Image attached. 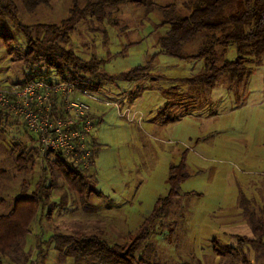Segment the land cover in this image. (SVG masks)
<instances>
[{
  "label": "rangeland",
  "instance_id": "374dc122",
  "mask_svg": "<svg viewBox=\"0 0 264 264\" xmlns=\"http://www.w3.org/2000/svg\"><path fill=\"white\" fill-rule=\"evenodd\" d=\"M194 2L146 0L144 8L124 1L106 6L105 19L89 15L65 40L56 39L80 60L104 63L96 70L102 80L92 75L102 82L91 90L96 100L81 96L91 105L93 137L98 142L88 164L82 165L89 183L83 186V195L49 167L40 144L5 101L7 93L2 94L13 84L60 82L61 77L40 60L26 62L21 29L8 19L0 21V215L14 207L16 198L32 195L43 185L51 193L40 203L16 264L26 258L34 264H91L65 257L55 244L45 242L55 234H85L129 245L145 224L147 237L135 254L163 264H223L215 245L220 251L226 245L240 249L239 239H256L251 220L264 209V55L254 57L249 76L241 81L223 76L211 89L191 81L205 73L203 61L159 53L157 41L166 27L163 14L152 3L173 5L176 14L186 15L187 5ZM88 3L94 0L78 1L81 9ZM73 7L72 0H50L30 12L18 4L17 17L32 27H63ZM38 28L32 31L34 38L54 39V34ZM207 35L196 36L183 53L200 52L204 42H212ZM217 50L218 65L223 57H236L234 47L226 54L221 47ZM155 53L159 54L154 59ZM134 69L139 81L115 80ZM167 103L171 109L164 108ZM51 112L57 115L54 108ZM158 116L174 121L163 123ZM31 150L41 154L35 156L32 170L23 168L22 159L16 162L20 151ZM182 165L188 177L179 183V195L166 213L160 210L164 203L158 202L171 189L172 167ZM90 185L93 193H88ZM156 209L157 218L152 220ZM244 250L257 264L253 249ZM4 264L15 263L7 258Z\"/></svg>",
  "mask_w": 264,
  "mask_h": 264
},
{
  "label": "trees",
  "instance_id": "16d2710c",
  "mask_svg": "<svg viewBox=\"0 0 264 264\" xmlns=\"http://www.w3.org/2000/svg\"><path fill=\"white\" fill-rule=\"evenodd\" d=\"M49 1L0 0V21L8 19L21 29L27 43V55L29 56L26 62L35 64L40 60L43 62V67H47L48 71L53 69L61 77V81L72 82L80 90H97V87L102 82L96 81L95 77H100L102 80V75L96 74V70L98 71V68L104 63L96 59L91 62L80 60L74 53L59 45L56 39L61 37L65 40L68 34L74 31L77 24L84 21L89 15L94 16L98 21L105 19L106 13L103 10L106 6L114 7L124 1H131L136 5L148 8L145 6L146 0H94V3H88L82 9L78 5L79 0H72L74 7L70 11L68 20L64 21L63 24L65 25L63 27L38 25L41 27L38 28L20 23L17 17L18 4L33 12L41 5H47ZM194 1V3L187 5L190 13L186 15L176 14V9L173 5L163 7L152 3V6L163 14V25L166 27L165 34L160 36L157 41L160 49L159 53L186 61H203L202 70L205 73L196 75L191 81L195 83L200 81L209 88L214 87L215 83L223 76L232 77L238 81H241L245 76H249V71L252 70L253 64H255L254 57L261 58L264 55V0ZM37 28L51 32L54 34V39L44 42L34 38L32 31ZM202 33H207V37H213L212 42L210 43V40L206 39L208 41L204 42L205 47L203 46L200 52L186 56L183 53L184 48ZM219 47L223 49L224 54L228 52L230 47H234L236 51L235 59L229 60L221 55L223 57L222 64L218 65L217 60L220 58L217 49ZM159 53L154 54V59ZM136 69L118 77H112L115 80L122 78L129 81L131 79H133L132 81H137L138 79L136 78L138 77L135 74L133 75ZM83 72L95 77L89 78ZM169 121H174V119L171 117L162 118L163 123ZM90 139L92 140V138ZM87 145L89 150L94 153L95 148H91V143L88 142ZM40 153L39 151L33 152L31 150L24 154V151H20L16 162L19 163L20 159H22L23 168L26 166V168L28 167L32 170L34 158ZM52 155L55 156L53 159ZM82 155L83 152L81 151H76V155L71 157L61 153L53 154L52 152L44 155L45 159L49 160V167L58 170L65 180L69 182L71 189L79 195H83L85 191L83 186H87L88 183L87 181L85 182L83 176L82 165L84 161L80 160ZM90 157L87 160H90ZM178 167H180V170ZM187 177L188 174L184 172L183 165L172 167L171 189L167 197L158 202L164 203V207L162 206L160 210L163 209L167 213V209L172 206L174 198L179 195V183ZM44 190L43 185L32 195L16 198L14 207L8 213L0 215V264H4L7 258H10L15 264L20 262V258L17 256L20 254L21 244L31 232L30 224L36 217L39 207H41L40 203L46 202L51 197V193ZM93 192L94 188L90 185L88 193ZM157 211L158 209L150 217L152 220L157 218ZM260 215L259 218L253 217L251 220L256 239H239L237 242L240 249L226 245L225 249L220 251L215 245L217 255L224 260L223 264H254L249 254L244 250L246 246L249 249H253L256 256L254 260H256L257 264H264V209L260 211ZM146 225L142 227L129 245L112 244L98 235L88 236L85 234L81 236L55 234L45 243L55 244L58 252L65 257H72L76 261H90L91 264H163L137 257L135 254L141 243L145 241L144 237H147V234H144ZM38 245L40 246L39 243ZM28 260L26 258L23 264H34Z\"/></svg>",
  "mask_w": 264,
  "mask_h": 264
},
{
  "label": "built area",
  "instance_id": "2783aa9c",
  "mask_svg": "<svg viewBox=\"0 0 264 264\" xmlns=\"http://www.w3.org/2000/svg\"><path fill=\"white\" fill-rule=\"evenodd\" d=\"M6 88L2 92L7 93L5 101L12 105L26 128L36 137L41 154L52 152L71 157L81 151L80 160L84 165L88 164L91 151L87 144L93 136L94 121L91 105L82 97L96 100L91 91L80 90L69 81L55 82L52 79L13 84ZM52 108L56 110V116L52 114Z\"/></svg>",
  "mask_w": 264,
  "mask_h": 264
},
{
  "label": "crops",
  "instance_id": "0c3cea01",
  "mask_svg": "<svg viewBox=\"0 0 264 264\" xmlns=\"http://www.w3.org/2000/svg\"><path fill=\"white\" fill-rule=\"evenodd\" d=\"M137 81H139V80H137ZM137 81H136V82H137ZM205 87H208V86H205ZM208 88H209V87H208ZM210 89H211V88H210ZM170 96H171V95H170ZM125 97H126V95H125V96L123 95L122 98L124 99ZM169 98H170V97H169ZM169 98L167 99L168 102H169ZM103 99H104V98H103ZM181 103H182L181 101L178 102V104H181ZM205 105H208V106H209V101L206 100ZM164 106H165V107H164L165 109H166V108H167V109H171V105L168 104V103L165 104ZM165 109L163 110V108H162L161 111H160V114L163 115ZM162 110H163V111H162ZM160 114H159V116H161ZM159 116H158V119L162 121V119L159 118ZM90 141H91V142H90V143H91V148L94 149V148L96 147V145L98 144V142H96V140H94V137H93V136H92V140L90 139ZM93 146H94V147H93ZM91 152H92V151H91ZM53 154H54V153H53ZM44 155H47V154H44Z\"/></svg>",
  "mask_w": 264,
  "mask_h": 264
}]
</instances>
